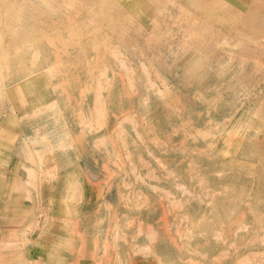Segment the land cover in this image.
Wrapping results in <instances>:
<instances>
[{"label":"rangeland","instance_id":"rangeland-1","mask_svg":"<svg viewBox=\"0 0 264 264\" xmlns=\"http://www.w3.org/2000/svg\"><path fill=\"white\" fill-rule=\"evenodd\" d=\"M0 264H264V0H0Z\"/></svg>","mask_w":264,"mask_h":264},{"label":"bare ground","instance_id":"bare-ground-1","mask_svg":"<svg viewBox=\"0 0 264 264\" xmlns=\"http://www.w3.org/2000/svg\"><path fill=\"white\" fill-rule=\"evenodd\" d=\"M10 228V227H9ZM29 251V250H28Z\"/></svg>","mask_w":264,"mask_h":264}]
</instances>
